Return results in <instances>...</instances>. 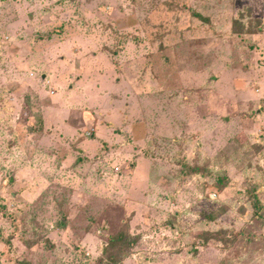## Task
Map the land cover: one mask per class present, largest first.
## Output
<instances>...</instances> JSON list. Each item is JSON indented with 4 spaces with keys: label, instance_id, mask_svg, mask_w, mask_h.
I'll use <instances>...</instances> for the list:
<instances>
[{
    "label": "rangeland",
    "instance_id": "obj_1",
    "mask_svg": "<svg viewBox=\"0 0 264 264\" xmlns=\"http://www.w3.org/2000/svg\"><path fill=\"white\" fill-rule=\"evenodd\" d=\"M121 230L118 264H264V0H0V264Z\"/></svg>",
    "mask_w": 264,
    "mask_h": 264
},
{
    "label": "trees",
    "instance_id": "obj_2",
    "mask_svg": "<svg viewBox=\"0 0 264 264\" xmlns=\"http://www.w3.org/2000/svg\"><path fill=\"white\" fill-rule=\"evenodd\" d=\"M199 18H201V16H199ZM129 241L132 240H130V238L127 236V233L122 230L115 236H111L108 242V246L104 250L105 264H118L119 257H127L128 252L133 246V244H131V242ZM115 251L117 253H115Z\"/></svg>",
    "mask_w": 264,
    "mask_h": 264
}]
</instances>
